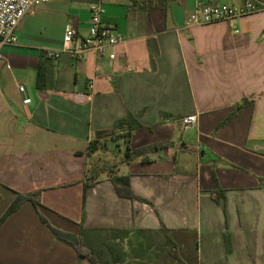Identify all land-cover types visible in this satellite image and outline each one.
<instances>
[{"label":"crops","instance_id":"obj_1","mask_svg":"<svg viewBox=\"0 0 264 264\" xmlns=\"http://www.w3.org/2000/svg\"><path fill=\"white\" fill-rule=\"evenodd\" d=\"M95 1L38 4L2 49L0 216L38 204L1 223L0 264H264V11L186 26L194 0H100L115 57L46 56L66 24L87 33Z\"/></svg>","mask_w":264,"mask_h":264},{"label":"built area","instance_id":"obj_2","mask_svg":"<svg viewBox=\"0 0 264 264\" xmlns=\"http://www.w3.org/2000/svg\"><path fill=\"white\" fill-rule=\"evenodd\" d=\"M47 0H0V65L4 62L3 47L14 44L17 40L16 28L21 18L29 10ZM264 11V0H194L193 8L185 22L186 26L213 24L221 21L231 22L236 18ZM105 8L96 0L90 6L87 33L79 36L74 26L66 24L62 35V44L58 49H47L45 55L58 58L61 53H68L73 59L80 60L88 51L103 55L108 48L122 41V36L115 31L112 23L102 19ZM232 27H235L232 25ZM115 52H107L108 59L115 57ZM127 69L128 66H126ZM22 91L23 87L18 86ZM92 87V84H89ZM194 114L186 115L178 123L186 128L195 122Z\"/></svg>","mask_w":264,"mask_h":264},{"label":"trees","instance_id":"obj_3","mask_svg":"<svg viewBox=\"0 0 264 264\" xmlns=\"http://www.w3.org/2000/svg\"><path fill=\"white\" fill-rule=\"evenodd\" d=\"M244 101V100H243ZM242 105L241 103L238 104V106ZM234 112H232L230 115H228L223 121L220 122L219 126L224 124L232 115ZM161 145L158 144H153V145H148V146H142V147H137V148H133L130 149L128 146L125 149V156L127 157V159H131L134 157H140L141 160H145L146 159V153L149 150L155 149L156 147H159ZM111 180L114 184V189L117 195L122 196V197H126L129 199H138V196L133 192V190L130 187L129 184V180H128V176L127 175H117V176H112ZM92 182H86L85 185H88ZM20 195V194H18ZM28 199L32 202V204L36 207L38 204V201L29 197V196H21L18 200L13 201L4 211V213L0 216V225L1 223L4 221V219L12 212L14 211V209H16L21 201ZM39 218L40 220L45 223L50 230L60 239L68 242L70 245L73 246V248L75 249V251L77 252L78 257L79 256H83V255H87L88 254V249L84 248L82 246V241L79 235L73 234L71 232L68 231H64L58 228H55L53 226H51L49 224V222L44 218V216H42L41 213H39ZM164 243L166 244L169 253L173 256V257H177V252H176V248L174 243L172 242V240L166 236V238L164 239ZM225 244H226V248L228 249L229 247V242L227 237L225 238ZM88 256V255H87ZM92 264H95L93 259L90 257L89 258Z\"/></svg>","mask_w":264,"mask_h":264},{"label":"rangeland","instance_id":"obj_4","mask_svg":"<svg viewBox=\"0 0 264 264\" xmlns=\"http://www.w3.org/2000/svg\"><path fill=\"white\" fill-rule=\"evenodd\" d=\"M224 1H227V0H224ZM112 157H116V156H112ZM109 173H111V171H108ZM87 173V172H86ZM112 173L114 174H118L119 172H118V170H113L112 171ZM87 175H89L90 176V174L89 173H87Z\"/></svg>","mask_w":264,"mask_h":264}]
</instances>
